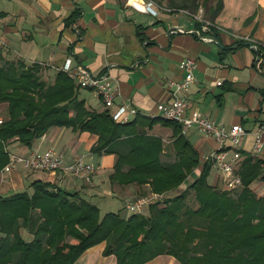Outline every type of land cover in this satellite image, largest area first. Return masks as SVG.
<instances>
[{"label": "crops", "instance_id": "obj_1", "mask_svg": "<svg viewBox=\"0 0 264 264\" xmlns=\"http://www.w3.org/2000/svg\"><path fill=\"white\" fill-rule=\"evenodd\" d=\"M175 1L182 0H0L2 63L22 60L28 65L37 64L40 75L54 81L70 60L72 68L82 67L94 76L107 77L118 88L115 107L125 103L142 115L156 117L157 105L173 99L174 88L169 82L185 76L181 63L193 59L197 64L195 82L183 96L189 114L208 117L227 129L241 125L246 131L239 149L243 159L250 155L264 160V147L260 154L254 153L255 133L264 124V62L256 54L257 47L264 48V0H218L216 6L206 10L211 13L207 20L200 18L208 5L205 1L199 4L195 0L186 6ZM149 2L153 3L154 13L146 10ZM221 2L222 8L218 9ZM211 27L218 30L219 44L205 36ZM242 40L253 43L255 49L236 44ZM229 47L232 50L222 55L223 48ZM87 92L81 89L80 98L88 108L115 111V107L104 105L100 96L94 107L97 99L92 93H97ZM89 97L94 102H87ZM161 130L153 135L172 142V130ZM184 135L202 162L206 156L228 148L195 128ZM97 140L96 135L54 127L30 147L14 140L7 151L12 159L53 150L62 156L65 166L83 159L97 168L96 179L101 169H114L116 163L114 155L92 153ZM3 169L0 197L23 192L32 195L35 181L78 192L82 198L99 187L94 181L88 185L60 171L29 170L22 164L11 172ZM195 173L199 175L200 169ZM219 184L220 177L214 185L221 187ZM111 185L114 190L126 192L125 199L139 196L134 194L137 186ZM251 188L264 196L263 183L255 182ZM21 235L27 242L33 240L25 229ZM105 246L103 243L91 248L75 264H118L115 255H104ZM146 264L181 263L161 255Z\"/></svg>", "mask_w": 264, "mask_h": 264}, {"label": "trees", "instance_id": "obj_2", "mask_svg": "<svg viewBox=\"0 0 264 264\" xmlns=\"http://www.w3.org/2000/svg\"><path fill=\"white\" fill-rule=\"evenodd\" d=\"M205 36L219 41L215 27ZM236 44L246 45L243 40ZM231 50L223 48L221 53ZM256 54L264 62V48L257 47ZM40 72L39 65L22 60L3 64L0 48V105H6L0 172L10 161V142L30 147L59 127L98 137L92 153L116 157L113 185L138 186L142 193L149 186L169 194L189 177L194 181L166 199L163 207L151 206L147 215L103 217L78 192L35 181L32 195L0 197V264H75L103 243L104 255H115L118 264H146L161 255L181 264H264V196L251 188L255 182L264 184V160L245 155L240 169L243 186L232 197L208 183L212 162L201 161L180 124L140 113L128 123H117L108 110L88 108L81 89L66 73L58 72L47 83ZM158 124L173 130V162H163L165 143L149 133ZM191 191L196 209L187 204ZM22 229L33 236L31 242L23 239Z\"/></svg>", "mask_w": 264, "mask_h": 264}, {"label": "built area", "instance_id": "obj_3", "mask_svg": "<svg viewBox=\"0 0 264 264\" xmlns=\"http://www.w3.org/2000/svg\"><path fill=\"white\" fill-rule=\"evenodd\" d=\"M146 10L154 13L152 2L146 5ZM3 44V40L0 38V47ZM181 69L184 71V78L180 81L169 82V85L174 88L173 99L168 103L157 105V116L180 124L183 133L195 128L200 134L219 140L223 146L228 145L227 149H221L206 156L204 162H212V169L216 168L222 174L220 182L223 190L229 192L239 190L243 186L240 175L243 155L239 149L246 131L241 125H233L231 129H227L217 125L208 117L190 115L188 104L183 96L188 92L191 84L195 82L196 61L190 58L184 60L181 63ZM61 72L66 73L71 80L77 83L76 85L80 89L95 91L107 107H115V99L119 94L118 88L107 77L94 76L82 67L72 68L70 60L65 63ZM110 114L115 122L125 124L135 119L139 112L131 105L123 103L116 106L115 111ZM4 122L5 119L0 114V127ZM255 135L254 153L258 155L264 147V124L260 125ZM230 149L232 155H230ZM17 164H22L29 170H40L49 173L65 172L86 184L92 183L97 170L94 165L85 163L83 159H77L70 165L65 166L62 156L53 150H48L42 154H32L29 157L12 158L3 171L11 172ZM165 200V196L162 194L150 193L139 195L136 198H127L124 201V206L129 215H147L151 206L160 205Z\"/></svg>", "mask_w": 264, "mask_h": 264}, {"label": "rangeland", "instance_id": "obj_4", "mask_svg": "<svg viewBox=\"0 0 264 264\" xmlns=\"http://www.w3.org/2000/svg\"><path fill=\"white\" fill-rule=\"evenodd\" d=\"M194 1L195 0H182V1H175V2H183L184 5L186 6V5H189L191 2L193 3ZM203 1H205L208 5H205V7H203L204 12H201L200 18L203 20H207L208 16L210 18L211 13L206 12V10L210 7V5L213 7L216 6V3L218 2V0H197V3L201 4ZM194 7L196 8V6H193L192 8H194ZM194 13H196V12H194ZM193 16L194 15L190 16L191 20H193V18H194ZM41 78L44 81H46L47 83L53 82V80L49 81V79L48 80L44 79V76H41ZM82 90H83V92L86 91L87 94L89 93V92H87V91H89V89H82ZM93 96L96 97V98H94V100L97 99L96 105L95 106L93 105V106L97 108V104H99L100 98H99L98 94L92 93V97ZM92 97H89L87 99V102H89V100H91V102H94ZM0 114L2 117L6 116V105H0ZM156 126L157 127L159 126V127L155 130ZM156 126L152 130L149 131L150 134L152 133V135L153 134L158 135L159 133L162 132L161 127L162 128H168V129L172 130L171 127H166V126H163L161 124H158ZM172 132H173V130H172ZM163 141H164V139H163ZM164 143H165V153L163 155L162 160L165 163L173 162L175 160V156H174L175 153H174V150L172 149V145H171L172 142L167 140L166 142L164 141ZM113 172H114L113 168L101 169V171H99V173H98V177H96V179L93 178L94 183L99 186L98 189L97 190L93 189L92 194L91 195L88 194V196H86L84 199H87V201L96 205L99 208L102 217L104 215H106L107 213H114V214H121L122 216H129V213L126 211L125 206H124V201H123L126 198L125 196H128V195L126 194V192H120V191L114 190L112 188L110 176ZM221 176H222V174L216 168H213L210 172V175L208 176V183L212 186H215L214 184H215L216 180H218V177L221 178ZM193 181H194V178L189 177L187 182L178 191H174V192H171L169 194L166 192L165 193H158V194H162L163 196H165V199H168L169 197L175 196V195L183 192L184 190H186V188ZM219 186H221V187L216 186L215 188L218 191L228 193L232 197H236L237 194H239L241 191V188H240L239 190L229 192V191L223 190L222 185L219 184ZM137 188H138V190L134 192V194H136V195L157 193V192L153 191L152 188L149 186H146L144 188V191H145L144 193H142L143 190L141 188H139L138 186H137ZM253 191L255 192V190H253ZM255 194L258 197H262L259 194H257V192H255ZM187 204H188V206H190L194 209H196L198 207V203L196 202L195 195L192 191L189 194ZM159 206L163 207L164 204L162 203Z\"/></svg>", "mask_w": 264, "mask_h": 264}, {"label": "water", "instance_id": "obj_5", "mask_svg": "<svg viewBox=\"0 0 264 264\" xmlns=\"http://www.w3.org/2000/svg\"><path fill=\"white\" fill-rule=\"evenodd\" d=\"M207 39H208V38H207ZM209 39H211L212 41H215L216 43L219 44V42H218L217 40H215V39H213V38H209ZM246 45L249 46V47H251V48H253V49H255V46H254L253 43H251V42L246 43Z\"/></svg>", "mask_w": 264, "mask_h": 264}]
</instances>
